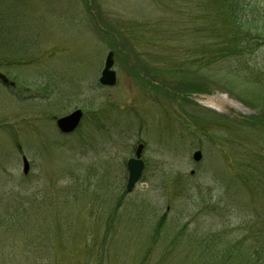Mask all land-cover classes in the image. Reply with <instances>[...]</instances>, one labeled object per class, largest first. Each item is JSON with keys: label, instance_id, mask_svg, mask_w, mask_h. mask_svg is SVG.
I'll return each instance as SVG.
<instances>
[{"label": "rangeland", "instance_id": "rangeland-1", "mask_svg": "<svg viewBox=\"0 0 264 264\" xmlns=\"http://www.w3.org/2000/svg\"><path fill=\"white\" fill-rule=\"evenodd\" d=\"M192 1L0 0V73L15 84L0 81V264L264 258V0L246 1L254 45L204 68L218 38ZM110 52L117 84L103 87Z\"/></svg>", "mask_w": 264, "mask_h": 264}, {"label": "trees", "instance_id": "trees-1", "mask_svg": "<svg viewBox=\"0 0 264 264\" xmlns=\"http://www.w3.org/2000/svg\"><path fill=\"white\" fill-rule=\"evenodd\" d=\"M247 0H195L192 1V8L199 11L197 17L202 21L200 29L206 37L212 36L218 38L215 44H211L200 52L201 58L198 63H202L200 67L204 68L209 62L215 59H207L203 55L214 56L215 54L233 55L242 51L241 47L246 45H254V33L259 22V15L253 11ZM199 92L205 93V90ZM161 222L157 231L161 230ZM264 229L255 231L257 235H264ZM157 239V238H156ZM155 241V239H154ZM206 253V252H203ZM206 256L207 254H202ZM253 258L248 257V264H264V258L258 251L253 253ZM263 258V259H262ZM262 261L256 263L255 261Z\"/></svg>", "mask_w": 264, "mask_h": 264}, {"label": "water", "instance_id": "water-1", "mask_svg": "<svg viewBox=\"0 0 264 264\" xmlns=\"http://www.w3.org/2000/svg\"><path fill=\"white\" fill-rule=\"evenodd\" d=\"M114 58H115V54L113 52H110L107 56V59L105 61L106 62L105 67H104V70L102 71V75L99 80L102 86L114 87L117 84L116 82L117 76L113 70ZM0 81L6 86H10V87L15 86L13 82H10V80L1 73H0ZM82 117H83L82 111L80 110L75 111L69 116L63 117L57 120L56 126L64 134L73 133L80 125ZM143 149H144V146L139 145L135 153V158L130 159L127 162V170H128L127 192L128 194L131 193L136 187L137 183H139L142 172L144 170L145 165L141 159ZM200 159H202V153L196 152L193 155V160L198 163L201 161ZM23 166H24V174L27 175L29 172V163L26 158H23ZM192 174L194 173L192 172Z\"/></svg>", "mask_w": 264, "mask_h": 264}, {"label": "bare ground", "instance_id": "bare-ground-1", "mask_svg": "<svg viewBox=\"0 0 264 264\" xmlns=\"http://www.w3.org/2000/svg\"><path fill=\"white\" fill-rule=\"evenodd\" d=\"M224 97H219V96H217V97H213V98H210L209 99V102H208V104L210 105L209 107L211 108H213V107H215V106H217V104L220 102V100L221 99H223Z\"/></svg>", "mask_w": 264, "mask_h": 264}, {"label": "flooded vegetation", "instance_id": "flooded-vegetation-1", "mask_svg": "<svg viewBox=\"0 0 264 264\" xmlns=\"http://www.w3.org/2000/svg\"><path fill=\"white\" fill-rule=\"evenodd\" d=\"M83 118H84V113H83ZM83 120V119H82ZM145 163V162H144Z\"/></svg>", "mask_w": 264, "mask_h": 264}]
</instances>
